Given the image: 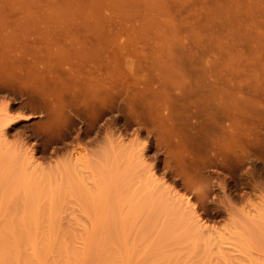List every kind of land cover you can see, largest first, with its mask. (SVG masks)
Segmentation results:
<instances>
[{"label":"rangeland","instance_id":"obj_1","mask_svg":"<svg viewBox=\"0 0 264 264\" xmlns=\"http://www.w3.org/2000/svg\"><path fill=\"white\" fill-rule=\"evenodd\" d=\"M245 1L0 0V230L22 218L46 264H264V0ZM212 77L232 162L177 164Z\"/></svg>","mask_w":264,"mask_h":264},{"label":"bare ground","instance_id":"obj_2","mask_svg":"<svg viewBox=\"0 0 264 264\" xmlns=\"http://www.w3.org/2000/svg\"><path fill=\"white\" fill-rule=\"evenodd\" d=\"M244 1V0H242ZM248 1V2H247ZM253 0H246L245 2L249 3V2H252ZM257 1V0H256ZM258 2L260 3V0H258ZM264 2V1H263ZM242 3V2H241ZM250 4V3H249ZM253 4V3H252ZM256 4V3H254ZM251 5V4H250ZM249 5V6H250ZM260 6V5H259ZM251 7V6H250ZM259 9V8H257ZM261 9V8H260ZM263 9V8H262ZM255 10V9H254ZM256 11V10H255ZM241 14V13H240ZM249 14V13H248ZM258 14H259V11H258ZM263 14V13H262ZM250 15V14H249ZM255 15V14H254ZM264 15V14H263ZM238 17L240 18V16L238 15ZM248 17H251V16H248ZM263 19V18H262ZM250 21V20H249ZM251 21H252V18H251ZM250 21V22H251ZM248 22V21H247ZM249 23V22H248ZM260 23V22H259ZM262 23V22H261ZM252 24V23H250ZM250 27H253V25H251ZM256 27V26H255ZM254 28V27H253ZM249 29V28H248ZM255 29V28H254ZM252 31V30H250ZM257 31V30H256ZM249 32V31H248ZM256 33V32H255ZM264 34V33H263ZM257 35V34H256ZM261 36H264V35H261ZM264 70V69H263ZM242 71V70H241ZM206 72V71H204ZM203 73V72H202ZM238 74V72H236ZM242 73V72H241ZM201 74V73H200ZM205 75V74H204ZM202 75V77L204 76ZM206 75H207V72H206ZM128 76V75H127ZM152 80H154V77L151 76ZM201 77V76H200ZM214 78V77H212ZM149 80L150 82L152 80ZM216 77L214 79H212V81L208 82L209 84H206L204 83L202 86H204V89H200L201 91H198L199 94L197 99H198V102L197 104H192L191 102H189L187 105V108H189L191 110L190 113L191 116L188 118H194L196 120H194V123H192L194 126H198L197 129L198 132H196L195 134H193L192 136L196 137L197 139L196 140H200L199 143H201L203 145V148L201 149L200 148H197V149H193L194 151H190L188 152L185 151L184 149L181 148V146L177 145L173 148L170 149V151L168 152V156L172 159H174L176 161L177 164H214V163H218V164H223V163H226V164H230L232 162V159H231V155H230V147H231V143L233 142L234 137H236V134L235 133V129L236 127H234V124L236 125V121H234V110H236V106L234 108V104L232 105L233 103V99H232V103L229 101H225L223 99H219L217 97L219 91L217 89V81L215 80ZM160 80V79H159ZM247 81V80H246ZM245 81V82H246ZM144 82V81H143ZM175 82V80H174ZM147 83V82H146ZM149 83V82H148ZM154 83V82H153ZM160 83V82H159ZM162 83V81H161ZM165 83V82H163ZM167 83H172V85H170V89L174 88V86H178V83L176 84H173V82L169 81ZM248 83V82H247ZM139 84L141 86H145L147 84H141L139 82ZM150 84V83H149ZM147 85L148 86V90H149V86L152 88L151 84L150 85ZM160 85V84H159ZM162 86H164V84H161ZM160 85V86H161ZM166 85V83H165ZM167 85V87L169 86ZM138 86V85H137ZM159 86V87H160ZM176 86V87H177ZM140 87V86H139ZM145 87H144V90H142L143 92L144 91H147L145 90ZM165 87V86H164ZM243 87V86H242ZM161 88V87H160ZM163 88V87H162ZM166 88V87H165ZM168 88V89H169ZM178 88V87H177ZM202 88V87H201ZM254 88V87H253ZM143 89V88H142ZM175 89V88H174ZM180 89H181V86H180ZM179 89V91H180ZM154 90V88H153ZM162 90V89H161ZM173 90V89H172ZM177 90V89H175ZM252 90V89H251ZM138 91V90H136ZM140 91V90H139ZM141 91V92H142ZM151 91V89H150ZM246 91V90H245ZM261 91V90H260ZM140 92V93H141ZM149 92V91H148ZM147 92V94H148ZM168 92V91H166ZM254 92V91H253ZM256 92V91H255ZM254 92V93H255ZM150 93V92H149ZM152 93V92H151ZM154 93V92H153ZM163 93V92H162ZM170 93V92H169ZM231 92H229L230 94ZM244 93V92H242ZM257 93V92H256ZM145 95H147L146 93H144ZM163 94H167V93H163ZM164 95V96H165ZM220 95V94H219ZM233 95V93H232ZM259 95V94H258ZM169 96V95H168ZM167 96V97H168ZM179 96L180 93H179ZM182 97V96H181ZM180 97V98H181ZM231 98V97H230ZM234 98V97H233ZM179 99V98H178ZM181 100H184V99H181ZM124 100L121 102L120 106L118 107L120 111H122L123 113L125 112V116H129L131 117L134 112H135V109H128L125 105H124ZM236 101V100H235ZM183 102V101H182ZM187 102V101H186ZM193 102V101H192ZM237 103V102H236ZM248 103V102H247ZM262 103V102H261ZM165 106H167V103H164ZM163 104V105H164ZM169 104V103H168ZM181 104V103H180ZM184 104V102L182 103ZM154 105V104H153ZM189 105V106H188ZM259 105V104H258ZM164 106V107H165ZM169 106H172V104H170ZM157 106H155L156 108ZM162 107V106H161ZM163 107V108H164ZM180 108H185L183 106H179ZM154 108V109H155ZM171 108V107H169ZM186 108V109H187ZM138 109V108H137ZM157 107L154 111L157 112L158 116H160V113L159 110H162V109H159ZM165 109H167V107H165ZM118 110V111H119ZM183 111V109H181ZM189 110V111H190ZM140 111V110H139ZM163 111V110H162ZM170 111V109H169ZM168 110L164 113V118H162L161 120H165L168 121L170 120L168 118V115L170 117V113ZM174 111V109H173ZM181 111V112H182ZM193 111V112H192ZM137 112V111H136ZM186 112V110H185ZM183 111V113H185ZM160 113V114H159ZM140 114V113H137V115ZM142 114V113H141ZM186 114V113H185ZM259 114V113H258ZM264 114V112H263ZM174 115V114H172ZM248 115V114H247ZM182 116V115H181ZM187 116L186 115V120H187ZM172 117V116H171ZM183 117V116H182ZM173 118V117H172ZM171 118V119H172ZM197 119L199 120L200 119V122L198 124L195 123V121H197ZM237 119V118H236ZM191 120V119H190ZM172 121V120H170ZM193 121V120H192ZM161 122V121H160ZM164 122V123H165ZM169 122V121H168ZM167 122V123H168ZM235 122V123H234ZM166 123V124H167ZM173 123V122H172ZM165 124V125H166ZM171 125V123H169ZM190 124V125H192ZM192 125V126H193ZM166 127V126H165ZM169 127V126H168ZM172 127V125H171ZM202 127H205V129L208 131L207 133L206 132H202V130H200ZM235 128V129H234ZM166 129V128H165ZM168 129V128H167ZM173 129V128H172ZM195 129V128H194ZM210 129V130H209ZM193 130V129H192ZM170 131V129H169ZM169 131L167 132L169 134ZM194 132V130H193ZM174 133V131H173ZM192 134V133H191ZM243 137V136H242ZM241 138V137H240ZM244 138V137H243ZM246 140V138H244ZM243 140V139H242ZM179 144V143H178ZM195 147V146H194ZM232 148V147H231ZM140 155V154H139ZM142 155V154H141ZM140 155V157H141ZM143 156V155H142ZM27 158V157H26ZM29 158V157H28ZM31 166V165H30ZM183 172V171H182ZM184 175L182 176L183 177V181H185L186 183L188 184H191L192 181H191V178L190 176H187L186 173H183ZM184 182V183H185ZM174 197V195H173ZM180 201V200H178ZM182 201V200H181ZM183 209V207H182ZM11 222L8 223L7 225H5L4 227H2L3 229L0 230V264H33L32 263V259L30 257V254L28 253L30 249L32 250H36L39 255L43 258L41 261L44 262V264H46L45 262V256L47 255V252H48V249H47V245H46V242L43 240V242H39L40 243V247L39 246H36L38 245L39 243H37V241H35L34 239H30L29 236H28V233L30 232L26 227H23V219H13L12 221V218L10 219ZM37 243V244H36ZM42 243H45V245L42 247L41 244ZM59 252V250L57 251ZM41 262V263H42ZM101 264H113V261H112V258L111 257H107V259L105 258L103 261L100 262ZM99 263V264H100ZM40 264V263H39ZM47 264H55V262L51 261L50 263H47ZM114 264H116V262H114Z\"/></svg>","mask_w":264,"mask_h":264}]
</instances>
